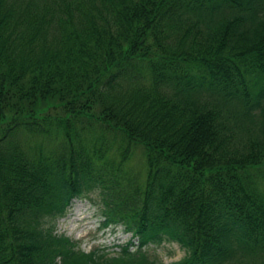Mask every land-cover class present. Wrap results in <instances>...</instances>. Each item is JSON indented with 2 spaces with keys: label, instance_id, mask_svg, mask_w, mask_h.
Segmentation results:
<instances>
[{
  "label": "trees",
  "instance_id": "trees-1",
  "mask_svg": "<svg viewBox=\"0 0 264 264\" xmlns=\"http://www.w3.org/2000/svg\"><path fill=\"white\" fill-rule=\"evenodd\" d=\"M92 195L116 256L55 233ZM163 242L264 264V0H0V264H165Z\"/></svg>",
  "mask_w": 264,
  "mask_h": 264
},
{
  "label": "rangeland",
  "instance_id": "rangeland-1",
  "mask_svg": "<svg viewBox=\"0 0 264 264\" xmlns=\"http://www.w3.org/2000/svg\"><path fill=\"white\" fill-rule=\"evenodd\" d=\"M119 138L117 134L112 152H117L116 143L119 142ZM129 152L133 153L126 161L127 168L134 173L143 171L145 164L143 151L138 146H132ZM93 200L94 195L90 198L85 196L73 198L65 215L55 221V233L71 238L76 242L77 248L84 252L96 250L105 257L116 256L121 246L130 240L131 234L124 232L122 226L101 227L102 218L98 215L97 205ZM148 254L165 264H172L179 261L185 255V251L175 242H163L159 246L150 245Z\"/></svg>",
  "mask_w": 264,
  "mask_h": 264
}]
</instances>
